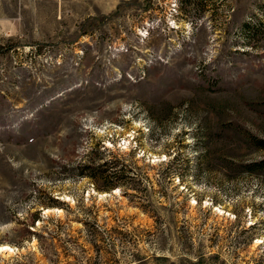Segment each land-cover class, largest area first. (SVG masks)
<instances>
[{"label":"rangeland","instance_id":"obj_1","mask_svg":"<svg viewBox=\"0 0 264 264\" xmlns=\"http://www.w3.org/2000/svg\"><path fill=\"white\" fill-rule=\"evenodd\" d=\"M259 22L264 0H0V264H264V169L231 164L264 158ZM99 146L143 190L76 175Z\"/></svg>","mask_w":264,"mask_h":264},{"label":"trees","instance_id":"obj_2","mask_svg":"<svg viewBox=\"0 0 264 264\" xmlns=\"http://www.w3.org/2000/svg\"><path fill=\"white\" fill-rule=\"evenodd\" d=\"M258 24L264 28L263 22H259ZM243 26L244 28H246L247 36L249 35V37L252 38L255 35L256 30L253 28H249L247 22H244ZM246 43H248V39ZM254 141L260 147H264V140L255 139ZM99 148L100 146L90 148V150L85 153L84 158H82L76 163L74 167L76 175L90 178L94 187H96L97 190H108L118 186L124 188V191H126L127 189H133L136 192L137 190H143V188H139L141 175L139 172L136 171L134 167H132L129 163H125L123 159H119L118 157L112 154L102 157L98 153L101 154L102 152H104V148L103 150H99ZM205 151L206 149L204 148V152ZM231 164L234 165L237 169L241 165L244 168H247V170L248 167L250 169H264V158L258 161L250 162L249 164L248 162H233ZM161 172L168 176L173 175L175 173V171L170 169H165ZM51 199L52 203L56 204V198L52 197ZM34 215L36 218H38L36 213Z\"/></svg>","mask_w":264,"mask_h":264},{"label":"bare ground","instance_id":"obj_3","mask_svg":"<svg viewBox=\"0 0 264 264\" xmlns=\"http://www.w3.org/2000/svg\"><path fill=\"white\" fill-rule=\"evenodd\" d=\"M115 191L116 190H118V189H114ZM47 210H49V208H46V209H44V211H47ZM56 210H60L59 208H56ZM11 248V246H9V245H7V244H2L1 246H0V249L2 250V249H10Z\"/></svg>","mask_w":264,"mask_h":264},{"label":"crops","instance_id":"obj_4","mask_svg":"<svg viewBox=\"0 0 264 264\" xmlns=\"http://www.w3.org/2000/svg\"><path fill=\"white\" fill-rule=\"evenodd\" d=\"M109 2L111 3V6L113 7V6L117 5L118 0H109Z\"/></svg>","mask_w":264,"mask_h":264}]
</instances>
